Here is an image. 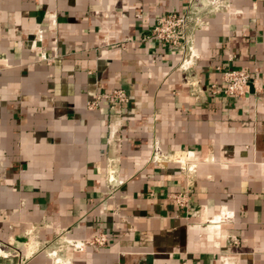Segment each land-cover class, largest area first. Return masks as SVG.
Here are the masks:
<instances>
[{"label": "crops", "instance_id": "1", "mask_svg": "<svg viewBox=\"0 0 264 264\" xmlns=\"http://www.w3.org/2000/svg\"><path fill=\"white\" fill-rule=\"evenodd\" d=\"M193 1L0 0V264H264V0L202 13L183 72L147 36ZM225 69L250 75L243 97ZM115 89L119 113L86 109Z\"/></svg>", "mask_w": 264, "mask_h": 264}, {"label": "built area", "instance_id": "2", "mask_svg": "<svg viewBox=\"0 0 264 264\" xmlns=\"http://www.w3.org/2000/svg\"><path fill=\"white\" fill-rule=\"evenodd\" d=\"M228 0H194L193 5L186 12L180 14L168 13L157 18L155 23L149 30L147 38L152 39L159 45L175 50L180 54L179 70L186 72L193 66L196 58L194 51L193 34L195 29L200 27L203 21L202 13L208 11H216L223 8ZM223 88L220 92L224 96L232 98L243 97L248 93L249 88L253 85L250 75L245 71L235 69H225L220 77ZM211 90L216 91L213 86ZM106 103L114 113H119V107L127 104L128 96L123 89H115L109 93L96 94L92 100L86 103V109L92 110L98 107L99 103ZM171 161L179 165V169L185 173L193 174L196 171L198 159L191 153H183L178 156H169L161 153L158 147H154L151 155L153 163L161 161ZM105 181L109 187H115L122 181L115 178V170L110 166V162L106 169ZM170 199L179 209H187L189 204V196L187 192H178L170 195ZM107 241V235L97 233L86 240H74L66 237L62 238V242L66 247L74 251H81L86 246H103ZM53 257L56 252L50 253Z\"/></svg>", "mask_w": 264, "mask_h": 264}]
</instances>
